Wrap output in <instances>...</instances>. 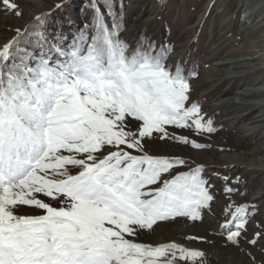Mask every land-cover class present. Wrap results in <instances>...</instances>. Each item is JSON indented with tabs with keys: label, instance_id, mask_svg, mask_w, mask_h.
I'll list each match as a JSON object with an SVG mask.
<instances>
[{
	"label": "rangeland",
	"instance_id": "1",
	"mask_svg": "<svg viewBox=\"0 0 264 264\" xmlns=\"http://www.w3.org/2000/svg\"><path fill=\"white\" fill-rule=\"evenodd\" d=\"M261 2L0 0V264H264Z\"/></svg>",
	"mask_w": 264,
	"mask_h": 264
},
{
	"label": "bare ground",
	"instance_id": "2",
	"mask_svg": "<svg viewBox=\"0 0 264 264\" xmlns=\"http://www.w3.org/2000/svg\"><path fill=\"white\" fill-rule=\"evenodd\" d=\"M262 4H264V2ZM224 64H226V62H218L215 65H224ZM241 73H244V72H241ZM255 85L256 84H254V86H252V87H249V88L242 90L240 92V94L244 95V97H246V96H248V97H250V96H255V97L262 96L264 94V88H260V87H257ZM224 100L228 101L234 105L238 104L241 107H250L248 112L243 116V120L244 119L248 120V122L250 124L264 120V97L257 99V100H253V99L241 98L240 96L237 95V96H230L228 98H225ZM251 107H253V108H251ZM255 111H257V112H255ZM259 127H261V125H259ZM255 166H257L260 170L264 171V158L258 159ZM243 264H245V263H243Z\"/></svg>",
	"mask_w": 264,
	"mask_h": 264
}]
</instances>
